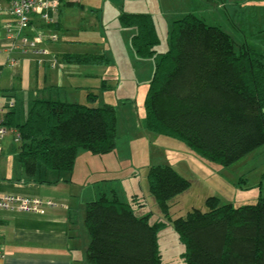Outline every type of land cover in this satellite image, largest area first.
Returning a JSON list of instances; mask_svg holds the SVG:
<instances>
[{
  "label": "trees",
  "instance_id": "1",
  "mask_svg": "<svg viewBox=\"0 0 264 264\" xmlns=\"http://www.w3.org/2000/svg\"><path fill=\"white\" fill-rule=\"evenodd\" d=\"M60 1L62 10L81 7L79 2ZM119 23L135 31L131 45L136 56L156 60L144 102L149 133L179 141L223 168L264 147L263 53L247 43L237 46L232 35L195 14L172 23L164 53L158 51L161 40L151 14L123 12ZM64 59L85 66L111 61L106 54ZM109 88L103 80L100 89ZM3 94L0 90V100ZM98 99L94 90L88 91L87 103L37 98L22 121L16 103L0 115V128L20 134L16 151L25 182L54 184L50 173L71 176L80 151L98 156L116 151L117 107L96 106ZM147 180L162 214L155 222L139 196L126 202L117 192L103 193L86 204V264H163L159 235L169 224L185 246L186 264H264L263 195L242 206L209 197L206 212L193 209L173 219V202L191 188V181L166 163L152 164Z\"/></svg>",
  "mask_w": 264,
  "mask_h": 264
},
{
  "label": "rangeland",
  "instance_id": "2",
  "mask_svg": "<svg viewBox=\"0 0 264 264\" xmlns=\"http://www.w3.org/2000/svg\"><path fill=\"white\" fill-rule=\"evenodd\" d=\"M70 1L79 2L81 7L66 8L67 15L63 20L66 30L59 33L64 34L63 41H74L76 49L80 51H95L92 53L106 54L111 59L105 65L108 66L109 79L106 80L110 88L107 91L97 89L100 98L96 104L113 105L118 111V148L111 155L113 162L110 161V172L105 177L109 189L117 191L126 202H129L132 195L144 196L140 198L146 201L145 212L153 213L152 222L162 219L159 207L148 188L146 167L152 161L176 167L192 183L187 192L174 200L171 208L173 219L186 216L193 209L206 212L209 197L217 196L224 204L242 206L256 203L259 195L264 196V147L232 167L223 168L196 156L183 143L152 135L145 129L144 102L154 72L148 68L147 63L134 66L131 37L135 31L124 29L119 23V16L123 12L151 14L161 40L158 51L164 53L168 49L172 23L187 14H195L207 24L221 27L232 35L237 46L247 43L264 54V0ZM0 3L6 5L5 0H0ZM5 17L7 18L4 14L0 15V34L4 30ZM47 49L52 53L50 48ZM35 60L34 58V62H28L32 66V72L39 65ZM139 60L152 62L156 67V60ZM3 75L0 88L4 91L0 100L1 109L8 110V107L16 103L18 120L22 121L24 113L27 114L30 109L34 88L26 84L22 89L17 86L18 96L10 100L7 97L11 95L7 93L10 90V77L7 72ZM11 138L9 134L7 140H11V150L4 152L0 158H8L14 166L18 164L17 144ZM104 164L106 162L103 166ZM159 243L163 264H186L183 257L185 246L172 224L160 233Z\"/></svg>",
  "mask_w": 264,
  "mask_h": 264
},
{
  "label": "crops",
  "instance_id": "3",
  "mask_svg": "<svg viewBox=\"0 0 264 264\" xmlns=\"http://www.w3.org/2000/svg\"><path fill=\"white\" fill-rule=\"evenodd\" d=\"M60 10L57 27L36 25L37 28L41 26L39 29L43 30L44 46L50 48L52 53L45 59L43 66H35L34 72L31 71L32 66L28 62H34V58L35 61L38 59L32 54H23L18 49L11 50V41L5 29L0 34V55L2 56L0 88H2L3 74L7 72L10 77L9 88L14 90L9 92L12 96L17 98L19 90L17 86L22 89V86L26 84L34 88L31 94L32 102L37 98H43L87 103L88 91L94 90L98 94L97 89L101 88L102 81L109 79L108 66L70 64L64 59L66 55L93 54L92 52L95 51H80L76 49L74 41H63L64 34L59 33L66 30L63 20L67 14L66 9ZM8 21L9 18L5 17L4 26ZM51 37H56L58 40L51 41ZM131 57L134 66L147 63L148 68L154 72L155 64L152 62L139 60L132 50ZM10 59H16V64L10 65ZM54 60L57 62L56 68L51 66ZM31 106L32 103L30 108ZM0 115L3 117L2 114ZM7 136L3 142H0V157L11 150V140H7ZM11 139L14 143L13 136ZM113 153L98 156L87 151H80L71 176H59L55 173L48 175L49 180L57 182L54 184L27 183L19 162L13 166L8 158L3 160L0 158L1 194L28 198L40 197L52 199L57 203L56 207L49 208L45 214L0 210V248L3 251L0 264H86V250L90 237L84 223L85 207L87 203L98 199L103 193L117 192L109 189L105 179L110 172L108 165L113 162L111 158ZM104 162H106L105 166H103ZM154 163L152 161L146 167L147 174L149 167ZM174 168L178 171L176 167ZM178 172L182 175L180 171ZM134 196L144 197L135 194L130 197L129 202Z\"/></svg>",
  "mask_w": 264,
  "mask_h": 264
},
{
  "label": "built area",
  "instance_id": "4",
  "mask_svg": "<svg viewBox=\"0 0 264 264\" xmlns=\"http://www.w3.org/2000/svg\"><path fill=\"white\" fill-rule=\"evenodd\" d=\"M5 6L0 3V15H5L9 21L5 24V33L11 41V50L18 49L23 54H32L38 60L40 66L44 65L45 59L50 57V51L44 46L45 38L42 36L41 26H54L59 22L61 9L60 0H5ZM37 24H41L39 28ZM56 37H51V41H57ZM16 59H10L9 64L15 65ZM53 68L57 67L54 60L51 63ZM15 107L13 103L8 110L0 109V114L5 115L9 109ZM11 134L16 144L20 143V134L17 130L0 128V141ZM57 203L52 199L40 197L28 198L20 195L1 194L0 210L28 213L45 214L49 208L56 207ZM3 251L0 248V258Z\"/></svg>",
  "mask_w": 264,
  "mask_h": 264
}]
</instances>
